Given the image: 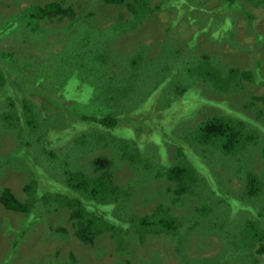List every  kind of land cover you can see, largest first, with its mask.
<instances>
[{
	"label": "rangeland",
	"instance_id": "rangeland-1",
	"mask_svg": "<svg viewBox=\"0 0 264 264\" xmlns=\"http://www.w3.org/2000/svg\"><path fill=\"white\" fill-rule=\"evenodd\" d=\"M52 1L72 8L75 16L66 14L62 22L42 24L34 16L36 9ZM140 1L137 11H133L104 0H0V188H10L28 203H32L30 196L34 189L52 191V181L41 182L38 177L41 175L35 173L45 169L47 163L41 147L62 153L78 134L95 127L72 121L76 118L68 115L65 108L85 114L107 108V112H115L122 120L114 134L123 132L126 137L111 135L106 145H102L107 151L101 147L94 153H86L84 158L77 156L85 172L93 174L92 158L106 156L118 165L114 182L126 184L132 177L127 169L130 151L127 143L120 145L119 140L138 139L143 158L151 161L154 151L162 158L159 172L166 174L171 168L185 164L197 170L195 184L187 192L186 204L191 209H168L182 222L175 223L174 232L158 233L151 228L146 231V242L141 244L137 241V230L136 234H127L131 243H126L123 253L118 251L117 232L115 238L106 230L89 244L78 239L71 210L58 201L38 202V212L34 210L29 215L7 212L0 204V264L6 257H11V264H61L71 262V253L80 264H233L230 260L238 264H264V251H257L264 246V183L254 198L244 195L247 170L264 180L261 157L264 140L259 138L247 144L242 152L227 155L218 147L220 143L202 142L196 131L202 121L216 116L237 118L240 111L249 117L250 111L244 104H250L249 95L255 91L264 94V84L245 83V89L237 88V73L231 79V88L226 89L220 82L218 86L225 90L215 87V80L204 75L199 85L191 86L202 77L198 75L199 66L215 68L226 77L230 66L256 70L255 64L260 61L256 71L264 79V6L250 0H237L236 5L228 0ZM227 21L233 23L231 28H224ZM87 66L101 72V79L111 69L118 70L132 84V101L126 103L118 98L111 100L109 108H100L69 100L73 92L65 93L62 86L70 76L80 79L81 69ZM55 82L59 85L57 91ZM186 87H196L204 94L195 95L191 91L183 94ZM10 100L17 104L28 102L35 109L38 105L43 113L50 112L56 126L54 132L43 135L33 147L25 143L37 137L36 133L42 130L40 126L33 132L27 131L24 143L12 133L1 138V112ZM212 101L230 108L214 105ZM263 106L256 103V108ZM250 117L257 120L251 129L264 134V114ZM26 121L30 122L27 126L32 125L29 118ZM138 124L143 127L138 129ZM175 140L183 146V154L178 152ZM168 149L172 150L171 155ZM250 151L247 158L245 154ZM13 155L21 158L8 163ZM69 156L66 151L67 162L77 167ZM165 177L160 175V181L156 182L157 186L162 182L163 189L167 183H173ZM59 184L64 182L59 180ZM27 186L30 187L26 189ZM175 189V197L184 196ZM147 191L132 193L129 199L132 204L123 211L126 219L122 215L112 219L123 220L122 226L127 228L132 225L128 221H139L155 213L158 196ZM77 193L72 189L75 199ZM173 195L166 193L162 204L166 206V199ZM176 206L171 204L172 208ZM7 220L28 229L17 253L12 252L14 237L8 232ZM198 226L208 238L197 233ZM213 229L215 234L211 233Z\"/></svg>",
	"mask_w": 264,
	"mask_h": 264
},
{
	"label": "trees",
	"instance_id": "trees-1",
	"mask_svg": "<svg viewBox=\"0 0 264 264\" xmlns=\"http://www.w3.org/2000/svg\"><path fill=\"white\" fill-rule=\"evenodd\" d=\"M104 1L111 4H116L118 6H127L133 11H137L136 6L142 3L140 0ZM228 1L232 2L233 5L237 4V0ZM250 1H254L255 4L261 3L264 6V0ZM66 14L75 16V14H73L72 8L63 7L62 2L52 1L43 6H38L34 16L35 18L39 17V21H42V24L46 23L48 25V23L51 21H54L56 24L62 22V17ZM121 14L124 17V14ZM232 24L233 23L227 21L223 23V26L224 28L225 26H227V28H231ZM56 27L61 28L62 26L59 27L56 25ZM29 42L30 41H27V43ZM255 65L257 70L258 67L261 66V62L258 61ZM92 68L93 67L90 66L82 68L81 71L83 72L84 76L81 75L80 79L76 78L75 80L73 76L68 77L65 85L62 86V90H64L65 93L68 90H72L73 97L69 100L86 104L89 103L100 108H109V103L111 100H117L118 98L125 99L124 101H126V103H130L132 101V84H129L127 81H125L118 70L111 69L112 71L109 73V75L105 79H101V72H97ZM197 69L198 75L201 74L202 77L196 79V83L191 86L199 85L201 79H203L205 76L208 79L215 80L213 84L217 86H213L221 90H225L222 86H218L220 82L225 84L223 86H225L226 89L231 88V79L236 77L237 73L239 76L235 81L237 88L241 87V89H245V83L253 86L256 84H264V79L256 70H250L247 68L239 70L236 67L232 68V66H230L228 67L227 76L224 77L218 70L215 68H210V66H199ZM116 78L117 80L115 81L114 79ZM101 83H103L102 87H100ZM53 85H55V91H57L59 88L58 83L55 82ZM101 88L102 90L100 92ZM195 88L196 87H186L183 89V94H186L189 91L195 92V95L204 94V92L196 90ZM247 92H249V90ZM183 96L185 95H181V97ZM248 100L250 104H244V106H246V108L250 111L249 117L241 115L240 111H238L239 116L237 118L233 116H216L213 119L202 121L196 128V131L199 134L202 142H216V145L220 143L221 145L218 147L223 149L227 155H236L239 152H242L247 144H251V142L255 143L259 138L264 140V134L254 132L251 129L252 125H256L257 120L250 117L254 114H256V116L258 115V117L263 116L264 94L258 95L255 91L253 94L249 95ZM212 103L217 106L220 105L230 108V106L227 104L219 103L217 101H212ZM256 103L261 104L263 108H256ZM12 109H14V111L10 112ZM71 109L72 108H65V112L68 115H73L76 118L72 119V121H79L83 124H88L90 127H95H91L88 131L78 134L63 150L62 153H57L55 150H49L41 147L42 153L47 163L45 164V169L35 171V173L37 175H41L38 176L41 182L46 183L45 179L52 181V184L54 185V187H52V191L45 189L42 191H37L34 189V191H31L30 196L32 203H28L20 200L10 188H0V204L3 206V208L9 212L27 213L29 215V212H33L34 210L36 213L38 212V202L43 204L45 201H50L51 203L53 201H58L62 204V207H67L71 210V219L75 222V235L78 239L86 244H89L93 243L97 235H100L106 230L111 236L115 238V233L117 232L116 240L119 241L118 251L123 253L126 243H131V238L126 239V235L131 234V232L134 234H136V230L139 232L137 241L140 244L146 242V231L150 230L151 228H156V232L158 233H161V231L164 230H170L171 232H174L176 230L175 223L182 222L173 216L171 210L191 209L189 205L186 204L187 192L191 190V184H195L197 170L191 165L185 164L179 168H171L166 172V174L159 172L161 171L159 169L163 165V162L162 158L157 156V151H154V155L150 156L151 161L143 158L139 153V145L142 143L140 140L133 138L131 141L119 140L120 145L127 143L130 151L127 169H130L132 177L130 180H127L126 184L120 185L114 182V170L118 165L114 163L112 159L106 156L101 155L94 159L92 158V165L90 167L94 168V172L93 174H87V171L83 169L84 164L79 160V158H84L83 155L86 153H94L97 149H100L102 145H106L105 141L111 135L120 139L126 136H123V132L114 134V129L119 127V124L122 120H120L119 117H116L115 112H107V108H102L103 110H93L91 114L76 113V111H72ZM97 113H101V115ZM28 118L32 121L31 126L26 125V123H30L26 121ZM64 125L66 126L67 124ZM38 126H40L42 130L36 133V138H31L28 142H26V146H36L38 145L37 140H40L43 135L45 136L51 132H54L56 128L55 122H52L50 112L43 113L42 109L39 108L38 105L35 109L34 106L30 105L28 102L17 104L12 100L7 101L6 106L1 112V138H4L9 133H12L13 137H16L20 143H24L27 137V131L33 132ZM99 126H101V128ZM142 127V125L138 124V129ZM150 131L157 132L154 129H151ZM174 142L178 145V152L183 154V146L180 145L176 140ZM103 149L107 151L105 148ZM65 150L68 152V154H70L69 158L71 162L76 164L77 167L67 162L65 159ZM164 150L165 149L162 148V151ZM71 151L74 152V156H72ZM251 152L252 151L246 152L245 156L249 158ZM167 153L171 155L172 150L168 149ZM120 154L121 157L124 156L125 159L128 158L126 154ZM263 156L264 153H261V157L264 159ZM157 157L160 162L157 160ZM20 158L21 157L19 155H13V157L9 158L7 161L9 163L19 160ZM240 161L242 163V159ZM33 170L36 169L34 168ZM252 174H254L253 171H246L247 183L245 186L246 192L244 195L248 198H254L264 183L262 177L258 175L254 176ZM160 175H165V179H168L173 183H170L171 185L167 183L166 189H163L162 182L159 186H157L156 182L160 181ZM59 180L63 181L64 185H60ZM30 186L33 185L31 184ZM30 186H27L26 189H28ZM72 189L78 192L76 199L72 197ZM173 189H175L179 194H184V196L178 199L175 197ZM141 190H148L147 194L156 197L158 196L157 203H155L157 204L155 213L151 215H145L141 217L139 221H128L129 223H132V225L129 224L127 226L128 229L126 226H122L123 220L111 219L115 216H117L116 219H118L121 217V215L122 219H126V213L123 211L132 204V201L129 200L132 196V193L135 194ZM166 193H173L174 195L172 198L166 199L167 205L165 206L162 204V197L165 198ZM59 194L63 197L60 198ZM244 195H242V197ZM135 196L137 197V195ZM146 203L148 204L150 202L146 201ZM172 203L177 204V206L172 208ZM169 208L171 210H168ZM37 217L40 218L41 215H37ZM1 221L2 220L0 219V224ZM5 223H8V232L12 233L14 237V240L11 242L12 252L17 253L19 242L24 238L23 235L27 233L28 229L27 227H20L18 225L12 224L8 220ZM30 226L36 229L34 225L30 224ZM215 232L216 229L211 231L213 234H215ZM197 233L207 237L205 231L201 230L199 226ZM201 244L205 249V246L202 242ZM205 244L209 245L207 243ZM223 249H225V247H223ZM257 251L259 253L263 252L264 246L262 245V248L257 249ZM125 255H129V253ZM70 257L71 262L65 261L61 264H80L77 262V259L73 253L70 254ZM10 261L11 257H6L1 264H11ZM230 261L233 264H238L232 260Z\"/></svg>",
	"mask_w": 264,
	"mask_h": 264
},
{
	"label": "clouds",
	"instance_id": "clouds-1",
	"mask_svg": "<svg viewBox=\"0 0 264 264\" xmlns=\"http://www.w3.org/2000/svg\"><path fill=\"white\" fill-rule=\"evenodd\" d=\"M29 196V195H28ZM9 212V211H8ZM10 213H12V212H10ZM14 213H17V212H14ZM29 213H31V212H29ZM18 214H22V215H28L27 213H18Z\"/></svg>",
	"mask_w": 264,
	"mask_h": 264
},
{
	"label": "flooded vegetation",
	"instance_id": "flooded-vegetation-1",
	"mask_svg": "<svg viewBox=\"0 0 264 264\" xmlns=\"http://www.w3.org/2000/svg\"><path fill=\"white\" fill-rule=\"evenodd\" d=\"M152 155H154V152H153V154ZM160 170H161V168H160ZM162 171V170H161ZM8 212V211H7Z\"/></svg>",
	"mask_w": 264,
	"mask_h": 264
},
{
	"label": "bare ground",
	"instance_id": "bare-ground-1",
	"mask_svg": "<svg viewBox=\"0 0 264 264\" xmlns=\"http://www.w3.org/2000/svg\"><path fill=\"white\" fill-rule=\"evenodd\" d=\"M237 111V110H236ZM238 112V111H237ZM30 148V147H29ZM112 219V218H111ZM124 229V228H123Z\"/></svg>",
	"mask_w": 264,
	"mask_h": 264
}]
</instances>
